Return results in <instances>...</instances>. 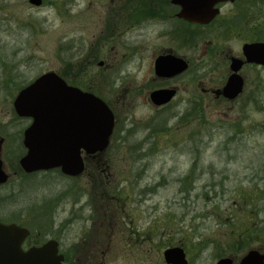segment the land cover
I'll return each instance as SVG.
<instances>
[{
  "label": "rangeland",
  "instance_id": "obj_1",
  "mask_svg": "<svg viewBox=\"0 0 264 264\" xmlns=\"http://www.w3.org/2000/svg\"><path fill=\"white\" fill-rule=\"evenodd\" d=\"M143 2L149 8L135 11ZM171 9L169 0H43L40 7L0 0L1 160L11 175L0 188V219L48 214L53 227L29 220L31 234L61 238L66 264H165L162 254L173 247L188 264L264 253V72L245 70L244 94L216 99L204 90L224 83L226 64L216 53L237 52L245 38H220L228 6L209 29L181 37L160 20ZM164 49L189 64L169 83L153 73ZM46 72H67L109 105L112 140L78 178L53 170L21 180L29 122L12 102L21 85ZM167 85L176 96L154 107L149 93Z\"/></svg>",
  "mask_w": 264,
  "mask_h": 264
},
{
  "label": "water",
  "instance_id": "obj_2",
  "mask_svg": "<svg viewBox=\"0 0 264 264\" xmlns=\"http://www.w3.org/2000/svg\"><path fill=\"white\" fill-rule=\"evenodd\" d=\"M233 0H171L181 10L178 16L190 23L207 24L213 20L218 3ZM33 6H40L42 0H28ZM243 55L248 63L264 66V43L244 45ZM231 69H239L241 62L232 59ZM187 69L185 61L167 55L155 63L159 77L178 75ZM241 79L231 75L222 95L232 100L241 92ZM173 90H158L150 94L155 106L166 104L174 96ZM18 117L31 118V125L24 131L23 145L27 149L19 160L26 173L59 168L68 176L83 172L81 153L90 155L102 153L108 146L113 130V114L99 98L68 86L56 73L47 72L22 89L13 102ZM2 140H0L1 150ZM8 179L0 160V184ZM29 232L16 225L0 223V264H62L55 241H48L40 247L22 251L21 244ZM166 264H187L180 247L163 252ZM216 264H233L230 258H223ZM238 264H264V254L259 250L248 251Z\"/></svg>",
  "mask_w": 264,
  "mask_h": 264
},
{
  "label": "flooded vegetation",
  "instance_id": "obj_3",
  "mask_svg": "<svg viewBox=\"0 0 264 264\" xmlns=\"http://www.w3.org/2000/svg\"><path fill=\"white\" fill-rule=\"evenodd\" d=\"M169 6H170V8H172L170 10L169 14L167 15V13H164V15H162L160 17V20L164 23L170 21L172 24H175L173 26V28L170 29V32L172 31L171 32L172 34H174V33L178 34L179 33L180 37H181V35L186 34L185 32L188 31L189 29H194V30H201V29L207 30V29H209L210 26H213L214 24H216L220 21L221 16L224 14L225 7H227V6L229 7L227 16L225 18H223V20H221L222 23H221V25L216 27L217 28L216 30L219 33H221L220 38H222V39H225L228 36H229L228 39H235V38L240 39L241 37H243L245 39L241 40L242 42H241V45H240L239 49L237 50V52H235L234 50L223 48L222 50H219V52L216 53V58L220 57L218 59H222L223 62L226 64V66H223L225 68V70L221 69V75L224 78V83L222 85L218 86L217 88L213 89V91H211L212 89H204V90L206 92L209 91L211 94H213L215 96L216 99L227 100L228 102H233L238 97L242 96L244 94L245 89H246L245 88L246 75L244 74L245 70L251 69V70L264 72V66L258 65L255 63H248L246 61L244 55H243V50H242L244 45H253V44L264 43V0H233V1H229V2L219 3L217 5V8L219 9L218 16L215 17V19H213L207 25L192 24V23H189L187 21H184L183 19H181L178 16V14L180 12V7L179 6H173L171 4H169ZM143 16H145V15H143ZM160 20H158V21H160ZM195 38H196V36H195ZM186 39L187 38H185L184 40L186 41ZM197 42L194 44H197ZM189 44H192V43L189 42ZM167 55L174 56L175 58L180 59V60H185L186 63H188V62L185 58L177 55L172 49L161 50L154 57V59H153V73H154L155 77L160 79V80L168 81L167 83H169V82H171V80L180 77L184 73L183 74L180 73L178 75L169 76V77H159L156 75V73H155L156 61L158 60L159 57H165ZM232 59L238 60L241 62L239 69H237L236 71L231 69V64H232L231 60ZM188 67H189V64H188ZM231 75H236L241 79L242 87H241V92L234 99L229 100L222 95V89L226 85V82ZM157 90H173L175 92L174 97L177 94V88L170 87V85H167L165 87H160L158 89H154L153 91H157ZM153 91H151V92H153ZM174 97L169 101V103L162 106V108L163 107L167 108L170 105L171 101L174 99ZM159 108H161V107H159ZM88 158H89V160H93V159H99L100 156L94 155V156H91ZM99 168H100L99 166H96V169H99ZM41 211H43V210H41ZM51 214H52V212H51ZM47 215L48 214L44 215L42 213L39 216L38 224L40 226H43L44 218ZM53 222H54V220H53ZM32 237H33V239H32ZM41 237H42V240L39 241V238L35 239V236H28L22 244L23 250H27L31 247L42 244L49 239H54L58 243L59 253H61L64 256V263L63 264H66L67 263L66 256L64 254V251H62V247H63L62 239L56 238V237L44 239L43 236H41ZM74 263L78 264V260L74 261ZM74 263L71 262V264H74Z\"/></svg>",
  "mask_w": 264,
  "mask_h": 264
},
{
  "label": "trees",
  "instance_id": "obj_4",
  "mask_svg": "<svg viewBox=\"0 0 264 264\" xmlns=\"http://www.w3.org/2000/svg\"><path fill=\"white\" fill-rule=\"evenodd\" d=\"M67 72H62L61 74H60V76L62 77V78H66V76H67ZM66 80H68L69 82H68V84H70V85H73V86H78L79 87V85L76 83V82H73V81H71L70 79H67L66 78ZM183 181V180H182ZM28 210H26V212L24 213V217L26 218V220L27 221H29V220H31V221H33V222H35L36 223V218H27V214H28ZM33 216H34V214L36 213V210L33 208ZM26 225H28L29 226V223H27ZM36 227V226H35ZM41 226L40 225H38L37 224V229H39ZM35 233H38V230H36L35 231Z\"/></svg>",
  "mask_w": 264,
  "mask_h": 264
}]
</instances>
